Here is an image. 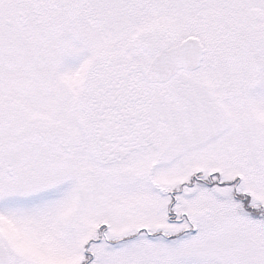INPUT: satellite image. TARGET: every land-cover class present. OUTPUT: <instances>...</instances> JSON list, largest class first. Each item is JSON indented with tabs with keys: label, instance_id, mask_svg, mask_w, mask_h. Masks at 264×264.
Masks as SVG:
<instances>
[{
	"label": "snow or ice",
	"instance_id": "6c2138e0",
	"mask_svg": "<svg viewBox=\"0 0 264 264\" xmlns=\"http://www.w3.org/2000/svg\"><path fill=\"white\" fill-rule=\"evenodd\" d=\"M0 264H264V0H0Z\"/></svg>",
	"mask_w": 264,
	"mask_h": 264
}]
</instances>
